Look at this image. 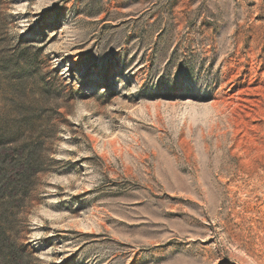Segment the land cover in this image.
I'll return each mask as SVG.
<instances>
[{"label":"rangeland","instance_id":"374dc122","mask_svg":"<svg viewBox=\"0 0 264 264\" xmlns=\"http://www.w3.org/2000/svg\"><path fill=\"white\" fill-rule=\"evenodd\" d=\"M23 264H264V0H0V152Z\"/></svg>","mask_w":264,"mask_h":264},{"label":"trees","instance_id":"16d2710c","mask_svg":"<svg viewBox=\"0 0 264 264\" xmlns=\"http://www.w3.org/2000/svg\"><path fill=\"white\" fill-rule=\"evenodd\" d=\"M37 150V144L30 143L0 152V264L24 263L22 250L10 235L13 219L6 210L20 205L16 196L40 170Z\"/></svg>","mask_w":264,"mask_h":264}]
</instances>
